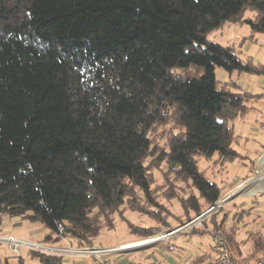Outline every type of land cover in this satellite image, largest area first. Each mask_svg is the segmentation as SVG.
<instances>
[{
  "label": "trees",
  "instance_id": "1",
  "mask_svg": "<svg viewBox=\"0 0 264 264\" xmlns=\"http://www.w3.org/2000/svg\"><path fill=\"white\" fill-rule=\"evenodd\" d=\"M228 23L264 34V0H0V227L19 217L41 223L44 241L85 246L124 210L150 220L129 223L149 237L219 201L200 161L240 156L234 121L255 95L220 85L216 68L264 74L208 40ZM219 214L201 232L259 263L264 230L240 238Z\"/></svg>",
  "mask_w": 264,
  "mask_h": 264
},
{
  "label": "rangeland",
  "instance_id": "2",
  "mask_svg": "<svg viewBox=\"0 0 264 264\" xmlns=\"http://www.w3.org/2000/svg\"><path fill=\"white\" fill-rule=\"evenodd\" d=\"M208 40L233 47L243 59L251 61L255 66L262 67L264 64V34L253 37L247 25L228 23L222 28L209 33ZM215 72L220 85H227L236 92H247L255 95V97L248 99L246 102L249 107L246 115L238 117L234 121V132L236 135L234 148L240 156L225 166L216 163L217 155L212 160L202 159L200 161L201 169L206 171L208 178L217 182L224 190V195L220 199V202H223L222 208H218L201 220H197L200 214L185 222L174 221L170 226L156 231L149 237H142L132 233L129 223L137 227L149 226L152 224L150 220L137 212L124 210L122 213L115 214V227L113 229H103L95 244L85 245L106 249V253L99 254L98 257L94 255L89 257H84V255H81V257L65 256L68 258L65 259L67 264H72L70 259H90V264H93V260L99 264H111L112 259L117 257H129L136 264H191L192 260L201 253H211V260L205 264L212 263L216 257L212 249L214 243L213 234L214 232L217 233V231L208 228L207 232L203 233L200 229L207 219L220 212L218 215L219 220L227 215V224L229 226L235 223L239 226L240 238L246 237L248 231L264 230V192H259L253 196L245 195L252 184L264 177V175L260 176L261 167L258 163L264 157V74L253 75L238 71L229 73L222 67H217ZM162 131L163 128L161 129ZM252 166V175L248 176ZM254 187L251 189V194L258 190L256 185ZM210 207L205 208L202 212ZM173 209L176 211L177 207L174 206ZM236 213L244 215L238 222L235 221ZM9 219L10 217H5L3 223ZM178 227L185 228L174 235L170 241L161 240L155 241L156 243L154 242V244L149 243L150 239L156 240L157 236L173 231ZM36 228L44 229L41 223L23 220V225H12L9 230L0 233L3 235H14L25 241L35 243L42 241L41 243L44 242V244H52L49 241H44L45 233H33ZM55 243H60V240L53 242V244ZM169 243L174 246L173 249L176 252L180 251L173 258L167 254ZM113 244L117 245L114 247H103ZM134 244L137 245L134 246ZM65 245L67 247V244ZM72 245L77 248L82 247L80 245ZM181 250H184V252ZM107 258L110 259L107 260ZM164 259L166 261H162ZM21 262L22 264H40L39 260L32 256L30 250L22 249L21 256H18L10 251L6 245L0 244V264H21Z\"/></svg>",
  "mask_w": 264,
  "mask_h": 264
},
{
  "label": "built area",
  "instance_id": "3",
  "mask_svg": "<svg viewBox=\"0 0 264 264\" xmlns=\"http://www.w3.org/2000/svg\"><path fill=\"white\" fill-rule=\"evenodd\" d=\"M264 158V157H262ZM260 163V160L259 162ZM260 166V164H259ZM223 202L220 200L217 201L214 205H212L208 210L201 213V216L197 218V220L204 219L206 216L210 215L212 212L216 211L218 208H222ZM185 228V227H184ZM184 228L178 227L175 228L173 231L166 232L161 236H157L156 240L150 239L149 243L154 244L155 241H170L173 239V236L176 235L179 231H182ZM213 251L215 253V260L209 264H238L234 261V259L229 254L227 247L225 245L224 240L220 237V234L214 232L213 234ZM67 244L65 248H51L46 246L44 243L41 242H30L25 241L21 238H17L14 235H3L0 233V244L6 245L10 251L14 254L21 256L22 249H28L33 252H38L47 255H55V256H69V257H89L90 255H94L98 257L99 254L106 253V249L96 248V247H89V246H82L80 248L74 247L71 241L68 238H63ZM156 243V242H155ZM137 244H134V246ZM86 255V256H85ZM257 264H264V251L262 254L261 261Z\"/></svg>",
  "mask_w": 264,
  "mask_h": 264
},
{
  "label": "crops",
  "instance_id": "4",
  "mask_svg": "<svg viewBox=\"0 0 264 264\" xmlns=\"http://www.w3.org/2000/svg\"><path fill=\"white\" fill-rule=\"evenodd\" d=\"M262 65V64H261ZM262 67H264V64L262 65ZM257 96V95H256ZM260 155V153H259ZM258 155V156H259ZM256 163V162H254ZM253 163V164H254ZM252 169H253V166H252ZM15 224H22L23 225V220L19 217L17 218H10L8 221H6L1 227H0V232H3V231H6V230H9V228L12 226V225H15ZM2 227H3V230H2ZM45 233V229H41V228H36L33 233ZM39 242H42V241H39ZM44 243V242H43ZM52 244H45L46 246L48 247H51V248H65L66 247V243L64 240H60V243H55L53 244V242H51ZM73 244V243H72ZM75 245V244H74ZM115 245L117 244H113V245H106V246H103V247H114ZM173 245H169L168 246V252L167 254L169 255V257H174V255H177L178 252H180L179 250L176 252L175 249H173ZM157 250V249H156ZM159 251H164V250H159ZM184 252V250H181ZM146 254V253H145ZM171 258V259H172ZM65 259H68L65 257ZM110 259V258H107V260ZM169 259V258H168ZM167 259V260H168ZM72 261V264H90L89 262L91 261L90 259H70ZM162 261H166V259L162 260ZM93 264H99L98 262L94 261L93 260ZM111 264H136L132 261V259H129V257H120V258H113L112 259V263ZM142 264V263H141ZM150 264V263H148Z\"/></svg>",
  "mask_w": 264,
  "mask_h": 264
},
{
  "label": "bare ground",
  "instance_id": "5",
  "mask_svg": "<svg viewBox=\"0 0 264 264\" xmlns=\"http://www.w3.org/2000/svg\"><path fill=\"white\" fill-rule=\"evenodd\" d=\"M260 167H261V173H260V176L264 175V158H261L260 159ZM254 179V178H253ZM256 179V178H255ZM250 181V180H249ZM251 182V181H250ZM250 182H247V183H250ZM256 185V187L258 188V190L254 193V194H251V189L255 188L254 186ZM236 192V191H235ZM259 192H264V177L259 179L256 183L252 184L249 189H248V192L245 194V195H248V196H253V195H256L257 193ZM226 199V198H225Z\"/></svg>",
  "mask_w": 264,
  "mask_h": 264
},
{
  "label": "water",
  "instance_id": "6",
  "mask_svg": "<svg viewBox=\"0 0 264 264\" xmlns=\"http://www.w3.org/2000/svg\"><path fill=\"white\" fill-rule=\"evenodd\" d=\"M200 216H201V215H200ZM200 216H199V217H200Z\"/></svg>",
  "mask_w": 264,
  "mask_h": 264
}]
</instances>
